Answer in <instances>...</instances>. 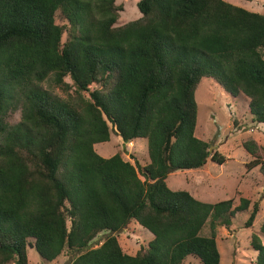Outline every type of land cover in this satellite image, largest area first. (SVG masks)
<instances>
[{"label":"trees","instance_id":"obj_1","mask_svg":"<svg viewBox=\"0 0 264 264\" xmlns=\"http://www.w3.org/2000/svg\"><path fill=\"white\" fill-rule=\"evenodd\" d=\"M136 7L140 18L118 25L115 0H0V264H28L27 248L43 263L220 264L216 228L250 202L203 203L166 179L223 163L194 135L201 79L244 95L264 125V14L223 0ZM111 135L146 140L148 163L99 156ZM244 149L264 176V147ZM257 213L255 202L246 228ZM131 223L152 237L133 256L118 240ZM250 246L264 264V221Z\"/></svg>","mask_w":264,"mask_h":264},{"label":"rangeland","instance_id":"obj_2","mask_svg":"<svg viewBox=\"0 0 264 264\" xmlns=\"http://www.w3.org/2000/svg\"><path fill=\"white\" fill-rule=\"evenodd\" d=\"M139 0H115L123 7L118 25L134 21L140 17L136 7ZM251 12L264 14V0H223ZM264 55V51H263ZM69 83L68 79H65ZM70 89L68 93H73ZM61 97V90L54 92ZM84 97L87 94L82 93ZM197 122L194 135L208 144L210 156L216 153L223 163L218 165L210 157L200 170L174 171L166 179L167 187L172 191L185 190L194 198L214 204L231 199L238 207L240 199L250 202L247 211L238 212L230 227H217L215 231L216 247L220 255V264H253L255 252L250 246L252 234H258L264 221V176L259 167L249 168L253 158L244 149L247 141H253L257 147H264V125L251 119L248 112L249 100L242 94L236 97L227 95L214 80H200L195 94ZM20 108L7 116L9 125L20 120ZM95 152L102 158H110L121 153L124 160L137 161L140 166L148 163L147 142L144 139L124 143L120 137L111 135L105 143L94 145ZM258 204V213L250 228L245 227L253 203ZM209 228H204L201 235L208 237ZM106 233L100 234L91 244L96 248L101 245ZM151 235L131 223L118 234L122 251L133 256L139 247L151 240ZM28 264H70V256H61L51 263H43L33 249L27 248ZM187 257L181 264H190Z\"/></svg>","mask_w":264,"mask_h":264},{"label":"crops","instance_id":"obj_3","mask_svg":"<svg viewBox=\"0 0 264 264\" xmlns=\"http://www.w3.org/2000/svg\"><path fill=\"white\" fill-rule=\"evenodd\" d=\"M139 16H141V14L139 15ZM138 18H140V17H138ZM192 196V195H191ZM193 197V196H192Z\"/></svg>","mask_w":264,"mask_h":264}]
</instances>
